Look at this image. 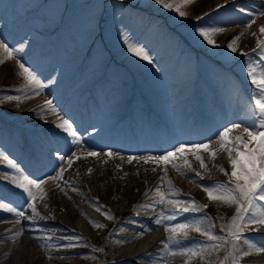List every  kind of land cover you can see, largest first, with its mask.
<instances>
[{
    "label": "rangeland",
    "instance_id": "rangeland-1",
    "mask_svg": "<svg viewBox=\"0 0 264 264\" xmlns=\"http://www.w3.org/2000/svg\"><path fill=\"white\" fill-rule=\"evenodd\" d=\"M8 1L14 5L13 7L10 6L9 12L16 7L12 11H17V8H19L18 11L25 14L18 23L27 22V24L22 29L11 18L8 22L7 17L3 20L4 14L1 16L0 25L5 30L14 34L24 35V33H27V36H31L33 39L31 47H35L38 44L36 52L31 48L21 52L14 58L12 61L13 63H17L18 67L11 70L6 77L0 78V86L2 84L7 86L5 89L0 88V143L6 142L0 145L2 151L0 161L9 158L5 169L10 168L9 173H3L0 170V176L5 178L0 184H6L10 190L19 185L17 177V173L21 171L18 170L19 158H16L13 152L23 147V144H20L23 136L31 137L33 144L34 141L38 143L36 144L38 148L42 146H40L37 139H40L42 143L51 145L50 151L55 143L70 144V138L72 137L70 135H76V131L72 130L73 122L75 121L77 126L81 127L78 121L81 118L79 115L81 112L84 113L86 108H89L86 100L91 93L93 96L91 107L83 114V117L87 119L86 125H88L90 115H93L91 122L94 123L99 120L101 123L98 126H94V129L90 133H86L83 136L86 135L93 139L99 138L103 142L111 141L130 146L131 143L128 140L119 138L120 133H124V129L122 128L127 125L124 126L122 122L123 127L113 130V124L117 126V121L121 119V114H124L126 108L131 110V113L139 115L142 118V112L151 116L152 111L148 109L147 105L158 112L155 117L153 116V121L167 120L164 113L166 111L169 113V109H167L169 105L162 99L167 92L165 90L166 86L173 88L178 85H187L181 88L183 89L181 92H174L172 95L176 96L185 92L192 94L198 100L199 107H202L205 102L202 103L201 96L206 97V95H210V98H206L213 100V97L221 99V97L228 94L242 99V93L240 95L239 90H237L239 86L241 89V83L238 86H232L228 82L232 74L237 75L243 83L258 78L264 79L261 76L264 74V71L256 63H261L260 60H263L264 54L262 50H257L253 54L249 53L243 61H236V59H233V61L228 60L232 55H237L245 50L257 47L258 44L260 45L264 42V26L261 28L257 23H251L250 15L256 10V3L252 4L251 0H242L238 1V3L237 1L232 2L233 0H173L176 3H172L171 0H154L158 7L152 10L146 4L148 0ZM37 2H39V7H37ZM226 2H228L227 7H225L222 13H213V8L222 7ZM131 3L139 4L132 7ZM7 5L8 3L5 6ZM258 8L261 9V6L259 5ZM128 9L137 11L131 13V11H126ZM144 11H147V13ZM10 16H13V14L11 13ZM224 18L242 19L238 22H243L237 25L231 24V27L224 28L231 32L229 37L232 35L228 44L227 40L229 37L223 36L218 38L224 30L222 27L213 30L209 28L210 25L220 23ZM260 22H264V19H260ZM57 23H59V26H57ZM25 29H29L30 31H25ZM148 32L149 35L146 38ZM233 45L236 46L231 49ZM3 60L0 57V64ZM49 69L54 74L59 70L65 73L59 82L60 85L57 84V87H51L52 94L57 97V101L61 102V108L50 116L41 112L44 107L40 108L42 110L39 111L38 116L17 115L15 106L22 99V90L32 84L33 79L39 77L42 73L44 75L49 74ZM250 71L256 73V76L250 77V74H248ZM69 84L74 86L72 90L69 89ZM222 86L224 89H222ZM261 88H264V84ZM82 91H84V94L76 100L75 97ZM236 92L237 94H235ZM242 92L244 94L243 90ZM39 95L43 98L45 97V94L40 93ZM124 98L125 100L121 101ZM56 102H48V107H56ZM29 110H32V108ZM63 110H66V112L64 113ZM69 113L70 115H68ZM73 114L75 116L72 117ZM102 118L103 120H101ZM134 119L137 122H141L145 127L152 124L147 123L145 118L142 121L138 117ZM47 122L50 124L44 126ZM11 126L15 127L17 133L9 141H6L9 138ZM161 126H164V124H161ZM139 127L138 123L132 130L131 135L135 138ZM243 127L241 129H246L245 126ZM41 128H45V130L40 131ZM100 130L107 131V137H99V132L97 134V131ZM247 132H249L248 128ZM227 139L228 141L233 140L231 137L225 135L224 142H222L223 147L221 148L217 145L216 152L220 154L219 159H227L225 158V154L230 157L227 151L230 152L231 150L237 155L238 159H241L243 155L238 151L246 145H251L247 144L248 141L245 143L243 139H238L239 148L237 147L238 151H236L224 145ZM24 143L26 144L27 142L25 141ZM229 145H232L231 142ZM84 149L91 150L89 147H84ZM107 150L111 151L110 149H105V152H108ZM45 151L41 149V152H43L41 155L50 158L52 162L59 157L58 155L50 157L49 153ZM251 154L253 155L252 157ZM249 155V162L252 163V166L250 164L249 166H245L243 171L237 169L236 163V167L233 165L226 167V172L228 171L237 177L231 182V186L232 192L239 199L232 196L218 197L217 192L221 191L222 187L216 184L206 186V190L192 184L195 190L199 188L196 198L200 201V208L205 210V213L187 209V207H177L181 214L188 215V218L191 220L190 224L193 225L191 228L187 227V231L160 226L163 229L166 228V230L160 229V233L162 232L160 235L152 234L155 239L152 241V244H150L151 242L149 243V248L155 254L148 255L151 258L150 264H161L159 262L160 258L167 254L170 258L172 257L171 259L187 260L191 264H238L239 261L245 258L247 251L253 254V257L256 255L251 261L257 262L260 257L258 253L262 249L257 253H253L252 251L257 246L261 248V242L264 239L259 241L257 237L252 236L250 238L245 233L248 231H258V223L264 220V167H261L262 165L264 166V162H260L254 153H250ZM194 156L199 160L202 158L207 160L210 157L214 158L210 153L205 152L202 157L191 154L182 158L177 157L176 159L181 163V166L183 165L184 170H189L191 171L190 173L195 174L192 168L197 170L202 167L203 169L204 162L203 160L202 162L199 161ZM68 157L70 156L67 155ZM26 158L28 160L30 158L33 159L31 155L26 156ZM36 160L38 159L36 158ZM52 162L48 163L47 166L51 165ZM185 162L188 165H185ZM74 163L76 164V162ZM166 163L164 165L165 169H162L163 166L156 167L159 175L158 178L153 173L142 183L143 185L146 183L149 185L155 179H157L158 183H166L164 187L156 186L151 188V192H148L150 194L145 197L143 193L148 189L147 186V189L139 197L143 199L139 200V204L145 208L155 207L152 202L147 201V198L153 200L157 195H162L164 199L161 206L159 208L155 207L156 209H160L162 206L169 205L174 200H178L176 197L179 196L174 195L177 189L172 187V182H175L174 184L177 183V173L172 171L170 164ZM28 167L33 169L30 165ZM221 173L224 174L222 171ZM67 174L69 178L71 177L67 182L73 181L75 184L80 182L78 176L71 170H68ZM224 176L225 183H228L229 178L227 174H224ZM256 176H258V179L260 178V182H257ZM187 179V183L191 182L189 178ZM65 180L66 178L63 177L62 181ZM180 182L176 185H179ZM138 185L136 184L134 188L125 187L122 191L124 195L117 198L118 200L126 198V205L121 208V212L132 204L135 205L137 203L141 183ZM74 187L76 186L73 184H62L55 190V193H49V197L44 200L45 205L38 203V208L44 212H50L49 220L55 222L62 221L64 224L72 222L76 224L82 223V220H84L82 218L83 209L97 218L104 217L100 211H97L100 209L98 206L92 205L90 202L87 203V201L84 202V200L82 201V198L72 192L71 189ZM95 188H99L102 191L104 186L98 185ZM80 190L93 198L95 197L96 199H94L97 201V204L104 205L106 203L103 197L94 196L92 188L86 186ZM210 190L212 191L211 194L208 193ZM249 191L253 192L254 200L261 203L256 202L253 206L249 202L250 198H247ZM68 193L71 194L75 206L69 201ZM165 193H172L173 198L165 196ZM0 194H7L13 197L19 195L9 193L1 187ZM251 200L253 199L251 198ZM30 201L33 202L34 200L31 198ZM182 201L186 205L192 203V199L190 198H185ZM85 203L90 205V210L84 205ZM64 204L65 206H63ZM11 208H14V206ZM118 211H120V208H118ZM137 212L134 211V213ZM175 215L176 213L174 212L167 213L168 217H174ZM206 215L207 218H211L209 220L215 222L208 224L206 222ZM250 219L257 220L250 225L242 223L243 220L249 221ZM220 220H223V222H220ZM147 221H149L147 224H139L143 225V228H146L149 223L155 222L156 218L147 219ZM104 222L108 225L110 223L107 218ZM128 222H133V220H128ZM227 222L232 223V225L230 223L227 224ZM14 226L11 223L8 227L3 228L0 233H9ZM24 226L35 228L36 225L26 223ZM41 227L46 228L47 226ZM107 227H97L99 231L94 237L89 236L86 232H82V234L73 233V235H78L84 241V245L81 244L79 246L78 251L72 255L73 257L70 256L66 259L72 260L73 264H81V262L84 264H131V262L146 264L142 259L137 258L130 263L120 260L124 259L127 254L130 255L134 252L131 248L138 238L134 239L132 237L130 241L133 242L130 245H125L127 241H123V238L114 240L112 236L108 234L104 235L108 232ZM160 227L152 230H157ZM252 227L256 228V230L253 231ZM49 229L51 230L52 227ZM124 229L128 230L121 227L112 230V232L125 233ZM142 232L136 230V233H133V235L138 236L137 234ZM147 232L146 234H148ZM32 234L41 236L31 242L32 249L37 243L39 244L38 247L45 250L58 248L52 242L49 233L33 232ZM23 236L28 238L29 234L23 233ZM7 242V245L5 244L3 248L4 250L8 248ZM147 245L142 247L145 248ZM116 246L118 247L116 248ZM69 247L71 248L72 246ZM121 248H125L124 251ZM156 249H159V252ZM114 250L116 252L119 250L116 255L111 254L115 253ZM30 253V251L27 253L28 258H30ZM32 255V259L35 258L36 255ZM120 255L122 257L116 260ZM110 256L113 259L108 260ZM24 261V257L21 260L16 259L17 264H22ZM35 264H38V262Z\"/></svg>",
    "mask_w": 264,
    "mask_h": 264
},
{
    "label": "bare ground",
    "instance_id": "bare-ground-1",
    "mask_svg": "<svg viewBox=\"0 0 264 264\" xmlns=\"http://www.w3.org/2000/svg\"><path fill=\"white\" fill-rule=\"evenodd\" d=\"M3 3H8V7L4 6ZM254 3H256V10L254 11L255 14L252 13L250 15L251 23H257L259 27L262 28L264 26V22H260V19H264V0H254ZM259 5L261 6V9L258 8ZM10 6L13 7V3L11 4V2L8 0H0V19L2 15L9 12ZM212 10H219V8H213ZM223 10H221L219 13H222ZM235 20L237 19L224 18L220 23L210 25L209 28L211 30L219 29L220 27L223 29L226 27L228 28L231 27V23ZM230 33L231 32L229 30L224 29L218 38L223 36L229 37ZM21 40H23V44L18 45ZM32 42V37H28L27 35L24 36L23 34H14L8 30H5L0 25V57L4 59L0 64V78L4 76L6 77V75H8L11 70L18 67L17 63H13L12 60L16 58L21 52L25 50L27 51V49L31 47ZM257 50L264 51V42L260 45L258 44L257 47L250 48L249 52L250 54H253ZM50 71L51 70L49 69V74L44 75L42 73L39 77L34 78L32 84L22 90V99L15 106L17 115L25 114L28 116L31 113L37 115L39 111L42 110L40 109L42 107H44V109L41 112L45 115L47 114V116L55 114L56 111L58 112V109L61 108L62 105L61 102L57 101V97L52 94L51 87L59 84L65 73L59 70L56 72V74H54V72L51 73ZM253 73V71H250L248 74ZM260 82H262V80H260ZM186 86L178 85L174 86L173 88L166 86L165 90H167V92L162 99L169 105V113L166 120L169 124L166 126V130L165 128H160L156 133L152 132L151 136L153 139L150 140L151 144H147L145 141L146 138L144 137H142V143L139 146H124L111 141L102 142L99 138L94 140L91 137L72 135L70 138V144H64L65 146L61 144L62 142L59 144H53L51 152H59L61 154L43 171L40 169L43 167L42 164H38L39 170L37 171L23 166V170L17 173V177L19 179V187L26 190L27 195L20 196L19 198H11L7 194L1 195V197L5 200L12 199L11 201L14 204V209L11 208V210H2L0 208V230L8 227V225L11 223L12 226H15L13 228L11 227V232L5 234L4 236H0V242L8 241V248L5 250L3 249L0 253V264H17L16 259L21 260L23 257L25 261L22 262V264H35L37 262L38 264H73L72 260L66 258L74 255L76 253L74 250L61 248L45 250L41 247H38V243L32 249L31 242L41 237L32 233H44L47 232V230H50L49 228H43L41 226L56 227L58 229L55 231V235L57 237L51 236L54 238L53 243H59L62 239L64 241L69 239L67 237L60 238L61 236L69 233L82 234V232H86L89 236L94 237L97 235L99 227L108 226V232L106 235L108 234L112 236L114 240H120L121 238L128 236L134 237V239L138 238L131 248L134 252L140 248H144L142 246L152 242V234H156V232L152 230V233L149 234L148 232L151 229L165 226L167 228L176 229L179 231H187V227L193 224H190L191 220L188 218L187 214H181L180 212L177 213L175 205L185 206L186 204L182 200L187 196H192L195 199L193 205L198 206V211L205 213V210L200 208V201L196 199L197 190L192 187L193 181L198 179L197 175L184 170V168L179 163H175V170H177L184 177L191 180L189 183L181 181L179 185H176L172 182V187L177 189L174 195L179 196L181 199L174 200L171 204L166 206L164 205L160 209H156L155 207L159 208L161 206L164 199L163 196L157 195L153 200H149L147 198V201L152 202L155 207L146 208L148 210L147 214L140 216L134 215L131 208H126L121 212V208L126 205V198L123 200L117 199L119 196L124 195L122 191L125 189V187L134 188L136 184L138 185L140 183H144L146 179H148L153 173H155L158 178L159 175L157 173L156 167L163 166L162 169H165L164 164L168 161H171V153H174L181 158L188 156L189 154L202 157V151L210 153L214 158L210 157L206 161L202 159L204 162L203 170L211 175L213 172V166H219L221 171L224 172V174H227L230 181L228 184H222L224 190L217 192L218 197L232 196L236 199H239V197L235 196V193L232 192L233 189L231 186V182L237 177L228 171L226 172L227 168L223 167L222 164H227L229 163V160H231L235 161L238 167L243 168V162L238 160L235 154L228 151L227 153L230 156L229 160L219 159V152H216V150L211 146H213V144H217L222 148V142H224L225 135L233 139L231 140V144L235 147H237V142L234 140V137L239 140L243 139L245 143L248 141L247 144H251L247 145V152L254 153L259 158L260 162H264V105L249 103L239 86L237 90H239L240 95L242 93V99H239V97L225 95V97H221V99L213 97V100H211L209 99L210 95H206V97L209 98L201 96V100L203 102L201 100L200 101L202 103L205 102L202 108L199 107L198 100H196L192 94L185 92L173 97L172 94L174 92H181V90H183L181 88ZM68 87L70 90H72L74 86L69 84ZM254 91L257 93L260 92L255 88ZM40 93L45 94V97L43 98L40 96ZM83 93L84 91H82L77 96V98L82 96ZM235 94H237V92ZM50 101H57L56 107L49 108L48 102ZM147 107L152 111V115L150 116L142 112V116H149L153 121L154 117L156 116L155 113L158 114V112L152 110L149 105H147ZM30 108H32V110H29ZM239 110L243 111V115L238 112ZM252 111L253 115L251 114ZM131 112L132 111L129 110V113L132 116ZM187 112H189V114L185 115ZM248 116H251V122H247ZM176 117L178 120H180V122L176 121ZM164 121L165 120H159L158 122L164 123ZM121 125L122 124H118V126ZM187 125L189 126V130L187 132H183V127L186 129ZM239 125L245 126L246 129H241L238 127ZM94 126L95 124L91 123L89 129ZM115 126L116 124H113V127ZM247 128L249 129V132H247ZM75 131L80 135L82 133V130L80 129H76ZM143 133H147L145 137L150 135L149 130L147 129H145ZM248 133H250V135ZM99 134L102 136H107L108 132L102 131L99 132ZM28 141L33 144L31 139ZM81 143L89 146V149L91 150H83L82 148H79ZM26 144L29 145L28 142ZM178 144H182V147L180 146L179 148H176ZM105 149H110L111 152H105ZM29 155L30 154H27V156ZM67 155L70 157L67 158ZM74 162H76V164ZM68 170H71L78 176L80 179L79 183L75 184L73 181L67 182L71 178H69L67 174ZM22 174L25 175V177H23L25 179H21ZM63 177L66 178L65 181H62ZM66 183L75 185L76 187L71 189L72 192L87 201V203L90 202V204L98 206L100 209L98 208L99 210L97 211H100L104 217L97 218L96 216H92L87 212L82 211V218L84 220H82V223L79 224L74 222L70 224H64L62 221L55 222L49 220L50 212H44L40 210L37 204H44V200L49 197V193H55V190L58 187ZM164 184L166 185V183H158L157 179H155L148 185V189L143 193L145 194L144 196L147 197L150 194L148 192H151V188L156 186L164 187ZM98 185L104 186L102 191H100L99 188H95ZM86 186H88V188H92L94 196L96 195L103 197L106 200V203L104 205H99L97 204V201H95V197L94 199L92 196H89L80 190ZM181 188L186 189L184 193L180 191ZM211 192L212 191L210 190L208 193L211 194ZM252 193L253 192L249 191L247 194V198H250L249 202L253 204V206L256 204V202L261 203L257 200H254ZM71 194L68 193V198L71 204L75 206V202ZM164 195L168 197L171 195V193H165ZM29 198H32L34 201H29ZM251 198L253 200H251ZM63 206H65V204ZM134 206L142 205L136 203ZM118 208H120V211H118ZM63 210L66 211L65 208H63ZM168 212H174L176 215L174 217H168ZM26 214H35L38 217L43 218L41 220L42 222H40V219L39 221L33 222V224L36 225L35 228L29 229L24 226L26 223H28L27 217L25 216ZM154 217L156 218V221L152 224H148L146 228H140L138 226L139 223L147 224V222H149L147 219H152ZM106 218L110 221L109 225L105 224L104 222ZM131 219L133 222H128V220ZM209 219L211 218L208 217L206 220L208 224H211L210 222H215ZM256 220L257 219H250L249 221L243 220L242 223H245V225H250ZM220 222H223V220H220ZM121 227L127 228L128 230L136 229L143 232L138 233V236L133 234L124 235L122 233L112 232V230ZM257 227L258 231L254 232L255 235L252 231H248L245 234H247V236L250 238H252V236H257L259 240H262L264 238V220L258 223ZM50 232L51 231H49V233ZM146 232L148 234H146ZM23 233L26 235L29 234V237H24ZM72 237H74V235H72ZM58 238H60V240ZM55 239L58 240L55 241ZM257 243H259V241H257ZM261 244L262 247L260 249L262 250L258 253L260 257L258 260L256 259L257 262L251 261L246 262L245 264H264V240L261 242ZM29 251L31 252L30 258L27 257V253ZM118 251H115V253L111 254L116 255ZM156 251L159 252V249H156ZM32 254L36 255L33 259ZM50 255H53V257H50ZM56 255L60 257L55 258ZM159 262L161 264H185V261L182 259H171L167 258L165 255L160 258Z\"/></svg>",
    "mask_w": 264,
    "mask_h": 264
},
{
    "label": "trees",
    "instance_id": "trees-1",
    "mask_svg": "<svg viewBox=\"0 0 264 264\" xmlns=\"http://www.w3.org/2000/svg\"><path fill=\"white\" fill-rule=\"evenodd\" d=\"M155 3V1L154 0H149V2L147 3V6L149 7V9H153L154 7H153V4ZM57 26H59V23H57Z\"/></svg>",
    "mask_w": 264,
    "mask_h": 264
}]
</instances>
